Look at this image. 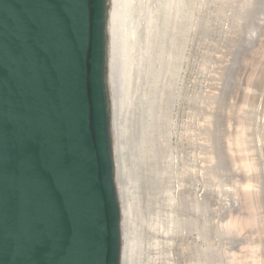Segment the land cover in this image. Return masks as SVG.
Returning <instances> with one entry per match:
<instances>
[{
	"label": "rangeland",
	"instance_id": "rangeland-1",
	"mask_svg": "<svg viewBox=\"0 0 264 264\" xmlns=\"http://www.w3.org/2000/svg\"><path fill=\"white\" fill-rule=\"evenodd\" d=\"M169 8L155 81L146 48L127 56L153 97L134 152L118 114L130 264H264V0Z\"/></svg>",
	"mask_w": 264,
	"mask_h": 264
},
{
	"label": "water",
	"instance_id": "water-1",
	"mask_svg": "<svg viewBox=\"0 0 264 264\" xmlns=\"http://www.w3.org/2000/svg\"><path fill=\"white\" fill-rule=\"evenodd\" d=\"M105 0H0V264H119Z\"/></svg>",
	"mask_w": 264,
	"mask_h": 264
},
{
	"label": "bare ground",
	"instance_id": "bare-ground-1",
	"mask_svg": "<svg viewBox=\"0 0 264 264\" xmlns=\"http://www.w3.org/2000/svg\"><path fill=\"white\" fill-rule=\"evenodd\" d=\"M170 0H105L104 2V87L108 118V135L113 166V183L119 211V264H130L129 224L123 208L125 205L122 187L124 175L118 163V114L125 110L126 120L131 123L128 139L133 152L142 135L144 109L153 104V97H136L134 91L135 73L127 67V56L134 46L137 54L146 48L150 67L153 70L148 79L154 82L158 77L160 56L165 48L167 19ZM153 12L156 15H153ZM154 36V41L152 37ZM140 38H137V37ZM142 40V42L140 41ZM141 61L138 56L137 64Z\"/></svg>",
	"mask_w": 264,
	"mask_h": 264
}]
</instances>
